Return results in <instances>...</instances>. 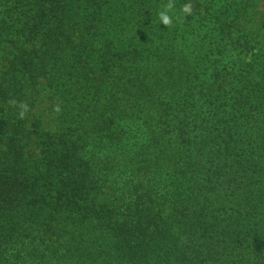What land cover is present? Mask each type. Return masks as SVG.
<instances>
[{
	"label": "trees",
	"instance_id": "16d2710c",
	"mask_svg": "<svg viewBox=\"0 0 264 264\" xmlns=\"http://www.w3.org/2000/svg\"><path fill=\"white\" fill-rule=\"evenodd\" d=\"M257 8L0 0V264H264Z\"/></svg>",
	"mask_w": 264,
	"mask_h": 264
},
{
	"label": "rangeland",
	"instance_id": "374dc122",
	"mask_svg": "<svg viewBox=\"0 0 264 264\" xmlns=\"http://www.w3.org/2000/svg\"><path fill=\"white\" fill-rule=\"evenodd\" d=\"M258 7L252 12L254 20L249 24V27L254 30L264 31V0H258Z\"/></svg>",
	"mask_w": 264,
	"mask_h": 264
},
{
	"label": "clouds",
	"instance_id": "9594fccd",
	"mask_svg": "<svg viewBox=\"0 0 264 264\" xmlns=\"http://www.w3.org/2000/svg\"><path fill=\"white\" fill-rule=\"evenodd\" d=\"M161 20H162L163 24H165V25L170 23V20H169V18L166 15H162L161 16Z\"/></svg>",
	"mask_w": 264,
	"mask_h": 264
}]
</instances>
